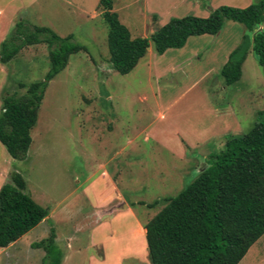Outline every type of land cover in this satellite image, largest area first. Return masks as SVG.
<instances>
[{
	"label": "rangeland",
	"instance_id": "rangeland-1",
	"mask_svg": "<svg viewBox=\"0 0 264 264\" xmlns=\"http://www.w3.org/2000/svg\"><path fill=\"white\" fill-rule=\"evenodd\" d=\"M259 1L113 0L112 10L131 37H149L172 17H205L220 5ZM101 13L99 0H0V21L12 19L6 38L22 22L30 30L71 34L86 48L71 54L47 84L25 159L6 155L27 193L55 212L20 239L10 263L42 264L44 252L32 244L53 229L63 264H151L145 223L227 136L246 133L264 111V66L243 24L227 20L216 34L190 36L162 54L150 43L135 67L120 74L109 61ZM244 33L249 48L241 76L226 85L220 69ZM48 51L46 43L29 45L0 66V109L5 93L22 95L26 88L19 84L44 79ZM95 210L102 211L96 219ZM238 264H264V234Z\"/></svg>",
	"mask_w": 264,
	"mask_h": 264
},
{
	"label": "trees",
	"instance_id": "trees-1",
	"mask_svg": "<svg viewBox=\"0 0 264 264\" xmlns=\"http://www.w3.org/2000/svg\"><path fill=\"white\" fill-rule=\"evenodd\" d=\"M113 0H99L108 26L107 48L111 66L120 74L131 71L152 43L162 54L181 48L188 37L216 34L227 20L244 25L251 34L252 51L264 66V0L246 7L220 5L205 17H172L149 37H131L112 10ZM46 43L50 68L44 79L25 86L22 95L5 93L0 111V142L13 159L23 160L45 88L68 63L71 54L86 51L73 36H59L48 27L28 29L17 22L12 35L0 42V63L6 64L29 45ZM249 48V35L230 51L220 69L226 85L239 80ZM26 191L23 175L12 170L0 188V247L27 233L48 214ZM151 264H237L264 234V111L243 134L227 136L223 148L206 160L196 177L144 225ZM44 252L42 264H61L63 252L51 229L32 244Z\"/></svg>",
	"mask_w": 264,
	"mask_h": 264
},
{
	"label": "crops",
	"instance_id": "crops-1",
	"mask_svg": "<svg viewBox=\"0 0 264 264\" xmlns=\"http://www.w3.org/2000/svg\"><path fill=\"white\" fill-rule=\"evenodd\" d=\"M10 25H12V19L11 18H5L4 20L0 21V42L4 39H6L7 36V30L10 28ZM14 26V24H13ZM185 45V44H184ZM177 49V48H175ZM166 51V50H165ZM164 51V52H165ZM163 52V53H164ZM0 66H2V63H0ZM1 69V68H0ZM1 89V86H0ZM1 110V109H0ZM3 144L0 142V188L1 186L8 180L9 174L11 172V170L9 169V158L6 157V155L8 154L7 150L5 149V147L3 148ZM4 150L6 152H4ZM9 155V154H8ZM10 156V155H9ZM11 157V156H10ZM106 176H108L110 182L112 183V188L113 190H116L117 192V197L116 198H122V195L120 194L118 187H117V181L115 180V177H111L109 172L105 171L104 172ZM113 210H115L113 208ZM55 214V212L53 211V209H51L50 211H48L47 216L42 220V221H46L47 219H50L52 217V215ZM102 214L101 210H95L93 212V217L96 219L98 217H100ZM143 231H145V229H142ZM30 231V230H29ZM28 231V232H29ZM27 232V233H28ZM26 234V233H25ZM24 234V235H25ZM22 235L21 237H19L16 241L10 243L8 246L6 247H0V264H13L10 263V259L11 257H13V255L15 254V247L17 246V244L19 243L20 239L24 236ZM55 240H56V235H55ZM257 241V240H256ZM255 241V242H256ZM254 242V243H255ZM252 246V245H251ZM251 246L249 248H251ZM65 259V256L63 255L62 257V261L61 264H63ZM238 264V263H237Z\"/></svg>",
	"mask_w": 264,
	"mask_h": 264
},
{
	"label": "water",
	"instance_id": "water-1",
	"mask_svg": "<svg viewBox=\"0 0 264 264\" xmlns=\"http://www.w3.org/2000/svg\"><path fill=\"white\" fill-rule=\"evenodd\" d=\"M148 49H149V47H148Z\"/></svg>",
	"mask_w": 264,
	"mask_h": 264
}]
</instances>
